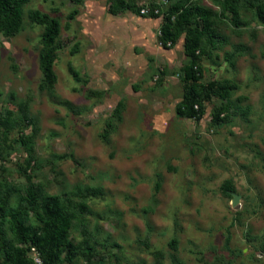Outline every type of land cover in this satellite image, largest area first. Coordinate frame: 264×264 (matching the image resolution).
Segmentation results:
<instances>
[{
	"label": "rangeland",
	"instance_id": "1",
	"mask_svg": "<svg viewBox=\"0 0 264 264\" xmlns=\"http://www.w3.org/2000/svg\"><path fill=\"white\" fill-rule=\"evenodd\" d=\"M123 1L159 17L112 15L110 0H30L21 29L0 32V194L24 208L30 183L39 202L67 207L72 249L59 264H264V26L247 0L237 25L228 11L219 17L217 0L194 1L219 17L200 83L234 89L189 119L175 112L187 86L184 35L171 49L159 39L175 0ZM32 10L60 26L50 90ZM224 105L228 120L215 125ZM26 223L40 227L32 212Z\"/></svg>",
	"mask_w": 264,
	"mask_h": 264
},
{
	"label": "trees",
	"instance_id": "2",
	"mask_svg": "<svg viewBox=\"0 0 264 264\" xmlns=\"http://www.w3.org/2000/svg\"><path fill=\"white\" fill-rule=\"evenodd\" d=\"M82 4L88 0H69ZM196 0H175L162 14L160 27V43L165 49L173 48L184 35L183 49L188 64L183 69V81L187 84L181 101L176 105L178 116L201 118L204 114L205 98L211 95L226 101L230 98L234 86L228 80L210 83L207 87L200 83L203 72L200 66V57L206 55V43L215 46L218 42L214 32L216 18L224 17L228 11L231 21L237 25L239 21V0H217L221 9L219 17L212 10L193 4ZM30 0H0V32L6 36H14L23 23V8ZM109 13L118 15L125 11L140 16V8H133L123 0H110ZM249 8L264 26V0H247ZM32 23L42 26V48L39 53L38 68L43 78V86L50 90L55 83L54 58L56 40L60 34L57 20L50 18L39 11L32 10L28 14ZM145 18L156 19L159 16L148 10ZM232 54H227L225 60L230 61ZM8 114V113H7ZM230 114L227 105L218 107L212 112V121L215 125L228 120ZM9 116V114H8ZM1 119V118H0ZM1 121V120H0ZM6 118L7 129L10 127ZM111 130L108 125L104 133L107 137ZM28 181L30 178H27ZM224 194L233 195L234 188L230 182L221 185ZM10 195L0 194V258L1 264H33L29 255L31 248H35L40 255L42 264H59L62 253L71 251V243L67 239V231L73 219L67 207L55 196L47 197L43 202L38 201V194L29 183L26 195L22 199L25 207L9 208ZM78 211L83 212V205H77ZM33 213L40 227L26 223L29 213ZM5 223L8 230H5ZM172 246L175 245L173 241ZM264 254V250H263Z\"/></svg>",
	"mask_w": 264,
	"mask_h": 264
},
{
	"label": "built area",
	"instance_id": "3",
	"mask_svg": "<svg viewBox=\"0 0 264 264\" xmlns=\"http://www.w3.org/2000/svg\"><path fill=\"white\" fill-rule=\"evenodd\" d=\"M147 13H148V10H146V9H142L140 11L141 15H146ZM29 255L31 256V258L33 260V264H42L40 255L38 254V252L36 251L35 248H31Z\"/></svg>",
	"mask_w": 264,
	"mask_h": 264
},
{
	"label": "water",
	"instance_id": "4",
	"mask_svg": "<svg viewBox=\"0 0 264 264\" xmlns=\"http://www.w3.org/2000/svg\"><path fill=\"white\" fill-rule=\"evenodd\" d=\"M238 200H239V196L233 194L232 195V206H236Z\"/></svg>",
	"mask_w": 264,
	"mask_h": 264
}]
</instances>
